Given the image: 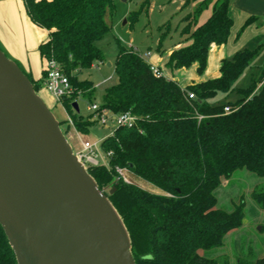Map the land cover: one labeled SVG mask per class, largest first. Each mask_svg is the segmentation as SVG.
<instances>
[{
  "label": "trees",
  "instance_id": "trees-1",
  "mask_svg": "<svg viewBox=\"0 0 264 264\" xmlns=\"http://www.w3.org/2000/svg\"><path fill=\"white\" fill-rule=\"evenodd\" d=\"M22 2L30 21L48 33L47 41L38 47L40 58L44 63L54 61L73 89L60 103L72 116L76 132L88 135L92 124L83 121L72 105L79 98L93 104L96 89L79 76L104 63L96 43L112 29L114 0ZM210 4L211 0H203L183 19V44L169 54L165 64L171 72L196 65L201 76L210 47L227 42L232 26L228 0H217L210 17L197 26L199 15ZM143 7L129 18L131 23ZM251 22L248 19L245 26ZM117 48L116 81L103 91L100 109L114 115L130 113L135 123L130 128H115L101 140L102 152L111 153L108 167H87L88 174L122 220L135 264H218L203 253L221 248L225 237L242 226L244 213L243 204L230 212L217 209L215 191L236 171L264 178V66L251 76L246 88L233 90L258 50L237 52L221 61L217 78L182 89L175 80L155 77L135 49ZM45 76L44 70L38 81L27 76L37 94ZM234 91L239 96L235 102L211 103L219 94ZM225 107L230 108L229 114L224 113ZM116 168L127 170L164 195L124 183ZM253 201L264 210V194L254 195ZM0 264H16L1 227ZM236 264H264V257L252 262L239 259Z\"/></svg>",
  "mask_w": 264,
  "mask_h": 264
},
{
  "label": "water",
  "instance_id": "water-1",
  "mask_svg": "<svg viewBox=\"0 0 264 264\" xmlns=\"http://www.w3.org/2000/svg\"><path fill=\"white\" fill-rule=\"evenodd\" d=\"M0 227L16 264H135L116 210L1 49Z\"/></svg>",
  "mask_w": 264,
  "mask_h": 264
},
{
  "label": "rangeland",
  "instance_id": "rangeland-1",
  "mask_svg": "<svg viewBox=\"0 0 264 264\" xmlns=\"http://www.w3.org/2000/svg\"><path fill=\"white\" fill-rule=\"evenodd\" d=\"M191 2L192 0H187L185 2L187 6L184 4L178 6V0H114L115 14L112 20V29L101 41L96 43L104 56V63H100L97 67L94 65L79 76L80 81H90L95 87L93 103L100 105L103 91L116 81L113 67H108L106 64L114 65L118 45L127 49H135L148 62V53L151 57H157L159 56V49L161 54L176 45L183 44V37H181V30L185 26L183 19L188 14H192L189 9ZM142 6L144 7L138 14L137 20L131 23L129 18L138 13ZM163 26L167 27L162 29ZM163 33L165 38L161 39ZM159 46L161 47L158 48ZM0 49L6 57L14 61L21 70L23 69L20 63L16 62L1 44ZM35 60L38 66L35 64L34 73L37 74L40 68L39 57L38 60ZM36 61L33 62L36 63ZM44 66L43 63V70ZM189 69H185L186 72L178 75V81L184 85V88L193 83L194 77H200L196 70ZM248 74L249 71L247 70L241 75L234 84L233 90L246 87ZM27 75L32 79L30 74ZM38 95L61 124L60 128L74 153L80 152L81 143L101 141L110 136L116 128L111 116L108 117L105 125H101L93 119L92 114L88 111V102L79 98L77 100L79 114L84 117L83 121L86 120L92 124L89 128V134L81 135L76 132L72 125V116L66 113L61 103L50 100V95L44 91L43 85ZM238 98L239 96L234 91L228 95L219 94L211 103H233ZM65 121L68 122V125L64 123ZM126 175L130 184L153 194L164 195L161 190L130 172H127ZM105 193H108L107 187ZM260 193L264 194V178L257 177L245 170L236 171L227 181L222 180L221 186L215 191L216 208L230 212L234 206L243 204L244 219L239 229L230 232L225 237L221 248L203 253L206 258L215 260L218 264H236L239 259L252 262L264 257V210L253 201V196Z\"/></svg>",
  "mask_w": 264,
  "mask_h": 264
},
{
  "label": "crops",
  "instance_id": "crops-1",
  "mask_svg": "<svg viewBox=\"0 0 264 264\" xmlns=\"http://www.w3.org/2000/svg\"><path fill=\"white\" fill-rule=\"evenodd\" d=\"M186 1L178 0V6ZM202 1L194 0L189 4V9L192 13ZM216 1L211 0V4L207 9L201 12L197 20V26L205 23L210 17ZM228 15L232 20V26L227 42L221 46L212 45L210 47L206 69L200 77H194L192 84L217 78L221 61L230 60L237 52L244 49L258 50V54L255 57L256 60L254 58L250 64L251 66L245 70L249 71L246 87L249 85L251 76L264 66V0H228ZM248 19H251L252 22L245 26ZM47 39L48 33L30 21L22 0H0V44L16 62L20 63L23 68L22 71L26 75L30 74L34 81H38L41 78L44 63L40 58L38 47L46 42ZM180 46L176 45L161 54L159 52L157 57H151L149 54L147 63L152 67L159 68L164 77L177 81L179 86L184 89V85L178 81V75L183 73L185 69L171 72L165 67L169 54ZM38 57L40 68L35 74V64L38 66L35 59L38 60ZM33 61H36V63ZM106 65L113 67L111 63ZM191 69L196 70V65L190 67L189 70ZM50 100L54 101L51 97Z\"/></svg>",
  "mask_w": 264,
  "mask_h": 264
},
{
  "label": "built area",
  "instance_id": "built-area-1",
  "mask_svg": "<svg viewBox=\"0 0 264 264\" xmlns=\"http://www.w3.org/2000/svg\"><path fill=\"white\" fill-rule=\"evenodd\" d=\"M149 56V53L147 54ZM44 71L46 73L45 81L43 83L44 91L50 95L51 98L57 103H60L62 98L68 97L72 94V87L70 86L68 78L62 73L61 69L54 61H48L44 63ZM100 65L98 63L96 67ZM151 71L155 77H161L162 72L156 67L151 66ZM189 99H194L193 94L188 93ZM89 113L92 114L93 119L99 122L101 125H105L108 117L111 116L115 127H126L130 128L135 123V117L130 113H123L114 115L106 109H100V105L95 103L91 104L88 107ZM230 108L225 107L224 113L229 114ZM100 142H90L86 141L81 143V150L78 153H75L79 161L85 167H96V166H105L108 167V162L111 157V153H103L100 148ZM118 178L121 179L124 183L130 184L127 179V170L116 168Z\"/></svg>",
  "mask_w": 264,
  "mask_h": 264
},
{
  "label": "bare ground",
  "instance_id": "bare-ground-1",
  "mask_svg": "<svg viewBox=\"0 0 264 264\" xmlns=\"http://www.w3.org/2000/svg\"><path fill=\"white\" fill-rule=\"evenodd\" d=\"M138 181H139V180H138ZM139 182H140V181H139ZM139 182H138V183H139ZM145 187H146V186H145ZM149 190H151V189H149Z\"/></svg>",
  "mask_w": 264,
  "mask_h": 264
}]
</instances>
